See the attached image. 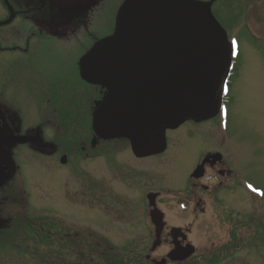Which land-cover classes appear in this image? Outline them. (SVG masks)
Segmentation results:
<instances>
[{
    "label": "flooded vegetation",
    "instance_id": "af4514ba",
    "mask_svg": "<svg viewBox=\"0 0 264 264\" xmlns=\"http://www.w3.org/2000/svg\"><path fill=\"white\" fill-rule=\"evenodd\" d=\"M89 1L91 6L88 8ZM126 1L0 0V51L12 52L19 56H29L33 51L49 52L51 59L54 61L56 59L60 63L57 67L61 71L77 74L76 84L80 87L75 85L77 90H74L72 100L60 103L68 104L67 107H59L63 109L61 111L56 110L58 117L65 118L64 122L76 126L72 130L73 133L71 132L72 136H69L70 139L62 136L63 140L60 142L58 135L51 145L48 144L46 151L43 147L46 141L44 136L47 133L44 128L38 126L24 130L16 127L13 122H8V119L0 114V164L12 170L11 178L0 189V192L7 188L15 177L16 169L19 171L21 167L19 160L23 158L24 149L32 150L31 156L35 160L41 157H52L51 154H54L56 162L64 166L75 164L73 158L85 162L95 158L98 159L99 168L97 178H91L97 180L89 178L90 174L84 171V175L82 174L84 178L80 179V201L72 202L68 197L66 201L85 210V215L88 214L86 211H95L93 215L96 217L101 215L98 217L101 224L119 223L123 227L121 232L141 233L142 240L147 239V233H152L150 249L144 255L147 264H231L234 260H245V257L241 259L240 254L248 249L253 247L255 252L264 250V226L262 225L264 221L262 218L258 223L254 221L256 223L254 227L253 224L251 225L255 228V240H247L244 229V226L247 227L249 201L254 203L260 199L261 207L264 208V194L241 173L238 161L242 160V154L236 150V145L232 143L228 130L218 119L230 99L229 96L217 95L208 107V118H191L175 129H163L155 133L150 140V151H147V143L141 148V153H136L129 140L125 138L105 139L96 133L93 125L94 113L103 103L108 90L83 79L82 61L96 43L114 33L119 11ZM192 1L202 5L198 4L195 7L201 18L207 21V12L210 9L214 19L226 31L228 42L229 39L237 42L239 34L242 33L253 39L256 37L264 43V30L259 34L253 32L254 28L249 23L250 21H246L243 25V32L230 38V32L234 29L240 17L239 14H247V9L252 4L250 1L241 0V4L235 2L238 0ZM223 1L229 5L220 13L217 7L219 2ZM261 3L263 7L261 9L256 7L255 12L259 18L258 25L261 24L264 27V2ZM231 4H239V9H246V14L244 10L242 13V11L233 12L231 9L229 13L226 9ZM69 9L73 13L79 11L75 15L70 14L63 17L65 11ZM87 9L90 10L89 16ZM233 10H235L234 7ZM41 11H47L51 15L56 14L53 15L56 17L51 16V19L41 17L39 15ZM229 44L232 46L231 43ZM236 48L234 54L233 48L230 47V61L220 90L223 85L227 87L234 77V64L240 54L239 47L236 46ZM89 89L97 93L94 100H86L88 92L85 90ZM52 97L46 96L49 114L52 111L51 105L54 104L51 102L54 100ZM56 112L54 110V113ZM185 125H189L186 137L192 139L195 145L191 150L189 148L181 151L175 149V142L178 138H170L168 133L176 132ZM37 136L40 138L37 142L20 144L14 140L19 137L35 138ZM169 154L185 166L179 181L176 184H168L163 179L159 183H147V178L152 176L153 172H160L154 170L152 162L157 165L163 164L161 161L170 163V171L174 170L172 163L167 159ZM104 171L119 181L115 189L107 194L105 193L106 185L103 184L101 176ZM162 173H165L164 169ZM120 181L123 186H120ZM124 187L127 193L120 199L119 192L124 190ZM254 196L260 197L256 199ZM166 202L171 203L183 219L188 221L172 218L173 214L169 215L164 207ZM93 203L95 204L94 209L90 206ZM104 210H116L113 213L117 215L105 221L102 217L105 216ZM208 218H213V220L209 223ZM207 225L213 230L216 229L218 234L223 232L224 244L216 248L213 246L210 250L198 254L203 243L195 240V234L198 227L206 228ZM52 226L50 225V228ZM78 234L75 233V235ZM85 234L87 236V233ZM85 234L80 233L85 238L80 240L79 244H73L71 240L66 242L67 245L51 241L50 247L56 245L79 247L84 253H87L88 247L100 248L102 244L113 248V244L104 236L94 238L90 235V238L96 239L93 244H90ZM75 235L71 232L66 234L70 236L69 238ZM142 240L139 243H142ZM127 243L132 248L137 247L134 241ZM161 248L167 249L162 257L152 256ZM87 260L86 256L81 257L80 264H86Z\"/></svg>",
    "mask_w": 264,
    "mask_h": 264
},
{
    "label": "rangeland",
    "instance_id": "374dc122",
    "mask_svg": "<svg viewBox=\"0 0 264 264\" xmlns=\"http://www.w3.org/2000/svg\"><path fill=\"white\" fill-rule=\"evenodd\" d=\"M248 1L252 4L248 3L250 7L247 9V14L246 9H239V4H231L232 7L230 5L226 9L227 11L231 9L233 12L242 11V13L244 10L246 14H239L240 17L236 21L234 29L230 32V38L238 35L239 32H243V25L246 21H250L249 23L253 25L250 24L254 28H252L253 32L259 34L264 30L263 25H258L259 18L255 12L256 7L260 9L263 7L261 2H264V0ZM235 2L241 4V0ZM90 3L89 1L88 8L91 6ZM228 5L226 1L219 2L218 11L221 13ZM233 7L235 10H233ZM78 11L73 13L69 9L65 11L63 17L70 14L75 15ZM89 11V9L86 11L88 16ZM39 15L50 19L51 16L56 17L53 16L56 14L51 15L47 11H41ZM229 43L232 44L233 53L235 54L237 45L240 54L228 92L230 99L218 119L228 130L232 143L236 145V150L242 154V160L238 161L241 173L255 188H258L264 194V43L256 37L253 39L242 33L239 34L237 43H233V40L230 41V39ZM57 65H60V63L56 59L55 61L51 59L49 52L33 51L29 56H19L12 52L3 53L0 51V114L7 118L8 122H13L16 127L24 130L38 126L44 128V131L47 132L44 136L45 145H43L45 151L58 135L60 136V142L63 140L62 136H67L70 139L69 136H72L71 132L73 133L72 130L76 127L69 122H64L65 118L62 116L58 117L56 110H63L59 107H67L68 104L62 105L60 103H66L65 100H72L71 97H74V90H77L75 85L79 87L75 78L77 74L61 71ZM225 90L226 86L223 85L219 93L220 97L224 95ZM85 91L88 92L86 100H94L97 97L95 90ZM46 96H53L52 98H54V100H51L54 103L51 105V115L47 112L48 100ZM77 98L81 99L80 97ZM188 129L189 125H185L176 132L168 133L170 138H178L175 142V149L184 151L190 148L189 150H191L192 146L195 145L192 139L186 137ZM220 129L223 133V129L221 127ZM24 151L23 158L19 160L21 165L19 171L16 169L15 177L7 188L0 192V264H80L83 256L77 251L83 252L82 249L77 247V251H75L73 247L64 246L70 240L73 244H79L80 240H84L85 237L80 233H87V236L86 234L85 236L90 244L96 241L95 236H104L113 244V248L106 250L109 252L108 254L119 259L122 256L126 257V259H123V264H147L144 255L150 249L149 243L153 239L152 233H147V239L142 240L141 233L121 232L123 227L119 223L114 225H107V222L101 224L98 218L101 215L96 217L93 215L95 211H86L88 214L85 215V210H81L80 207L66 201V197L72 202L74 200L80 201V179L81 177L84 178V171L90 174H88L89 178H97L98 159L94 158L85 162L73 158L75 164L64 166L56 162V158L53 157L54 154H51L52 157H41L35 160L31 156L32 150L24 149ZM172 156V154H169L167 159L172 163L174 170L170 171V163L167 164L161 161L163 164L157 165L152 162L154 170L160 172H153L152 176H148L147 183H159L163 179L168 184H176L179 181L185 166ZM163 169L165 173H162ZM106 173L104 171L101 176L103 184L106 185L105 193L107 194L115 189L119 181ZM120 186H123L122 182ZM126 191L124 187V190L119 192L120 199L122 195L127 193ZM258 197L254 196L256 199ZM259 200L257 199L254 203L249 201L246 217L247 227L244 226L247 240H255V228L253 227L256 223L254 221L258 223L261 218L264 221V208L261 207ZM90 206L92 209L95 208L94 203ZM164 207L169 215L170 213L173 214L172 218L184 220L180 212H177L171 203L166 202ZM107 209L110 210V208ZM109 210H104L105 216L102 217L105 221L107 218H113L117 215V213H113L116 210ZM25 215H30L32 218L30 219ZM10 218L13 220L23 218L24 221L31 220V222L32 220L39 221L37 222L38 225L50 222V225H53L51 228V231L53 229L52 241L64 245H61L62 247L58 245L50 247V243L45 240L43 244L38 246L29 243V248L26 244L28 250H22L21 245L24 246V239L6 233L12 227V223H9ZM40 220L43 222H40ZM210 220L212 221L213 218L207 219L209 223ZM252 224L253 227H251ZM262 225L264 226V222ZM70 232L72 235L79 234L69 238L70 236H66V234ZM222 233L218 234V231L211 229L209 225L206 228L198 227L195 240L203 243L198 254L210 250L213 246L215 248L223 246ZM90 235L94 238H90ZM140 240H142V243H139ZM128 241L136 242L137 247H130ZM105 247L106 244H102L100 249L96 246V250L88 247L87 253L89 256L86 264H105L106 260L100 255L101 252H104ZM166 250V248H161L152 256L160 258ZM240 255L241 259L245 257V260H234L231 264H264L263 249L255 252L252 247Z\"/></svg>",
    "mask_w": 264,
    "mask_h": 264
},
{
    "label": "water",
    "instance_id": "95a60500",
    "mask_svg": "<svg viewBox=\"0 0 264 264\" xmlns=\"http://www.w3.org/2000/svg\"><path fill=\"white\" fill-rule=\"evenodd\" d=\"M198 4L127 0L122 5L114 33L82 61L83 79L108 90L93 117L100 136L127 138L139 153L160 130L208 118L231 49L210 9L207 21L198 14ZM39 139L14 140L25 144ZM11 176L12 170L0 164V189Z\"/></svg>",
    "mask_w": 264,
    "mask_h": 264
},
{
    "label": "trees",
    "instance_id": "16d2710c",
    "mask_svg": "<svg viewBox=\"0 0 264 264\" xmlns=\"http://www.w3.org/2000/svg\"><path fill=\"white\" fill-rule=\"evenodd\" d=\"M239 57V56H238ZM238 64V59L235 61L234 64V71L236 70V66ZM230 84H228V89L226 92L230 91ZM228 93H226L227 95ZM29 217L30 219L32 218L30 215L26 216ZM47 220V219H46ZM39 222V221H37ZM35 222L34 220L27 221V220H23V218H21V220H13L12 218H10L9 223H12V227L10 230H7L6 233H9L10 235H14L15 237H20L21 239H24V246L21 245L22 250L26 249L28 250L29 248V243L30 244H34V246H38L39 244H43L45 242V240H47L46 242H51L52 238H51V228H50V222L46 223V224H39ZM40 222H43L42 220H40ZM37 223V224H35ZM27 244V245H26ZM28 246V248H26V246ZM20 248V249H21ZM95 249V248H94ZM97 249V248H96ZM95 249V250H96ZM100 249V248H98ZM105 249V250H104ZM103 250L104 252H101V256L105 261V264H123L124 261L123 259H126V257L122 256L119 258H115V256H110L106 250H108V247H105ZM73 250L77 251V247H73ZM93 250V249H91ZM77 252H79L82 256H86L88 258L89 254L88 253H84L81 252L80 250H78ZM110 256V257H109ZM108 258V259H106ZM88 264V263H87Z\"/></svg>",
    "mask_w": 264,
    "mask_h": 264
},
{
    "label": "bare ground",
    "instance_id": "6f19581e",
    "mask_svg": "<svg viewBox=\"0 0 264 264\" xmlns=\"http://www.w3.org/2000/svg\"><path fill=\"white\" fill-rule=\"evenodd\" d=\"M227 96H228V94H227ZM96 133L97 134H99L97 131H96ZM100 135V134H99ZM125 139H127V138H125ZM40 140V139H39ZM127 140H129V139H127ZM130 141V140H129ZM146 143H147V141H145ZM148 144V147H150L151 146V143L149 142V143H147ZM150 151V150H149ZM152 151V150H151ZM142 151H141V149L139 150V153H141Z\"/></svg>",
    "mask_w": 264,
    "mask_h": 264
},
{
    "label": "snow or ice",
    "instance_id": "6c2138e0",
    "mask_svg": "<svg viewBox=\"0 0 264 264\" xmlns=\"http://www.w3.org/2000/svg\"><path fill=\"white\" fill-rule=\"evenodd\" d=\"M233 43H235V41H233Z\"/></svg>",
    "mask_w": 264,
    "mask_h": 264
}]
</instances>
